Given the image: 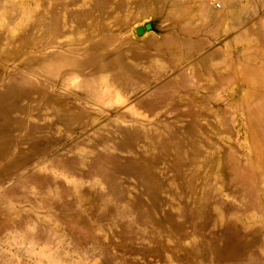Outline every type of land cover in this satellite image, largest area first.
I'll return each instance as SVG.
<instances>
[{"label":"rangeland","instance_id":"374dc122","mask_svg":"<svg viewBox=\"0 0 264 264\" xmlns=\"http://www.w3.org/2000/svg\"><path fill=\"white\" fill-rule=\"evenodd\" d=\"M180 1L0 0V264H264V0Z\"/></svg>","mask_w":264,"mask_h":264},{"label":"crops","instance_id":"0c3cea01","mask_svg":"<svg viewBox=\"0 0 264 264\" xmlns=\"http://www.w3.org/2000/svg\"><path fill=\"white\" fill-rule=\"evenodd\" d=\"M194 7L199 13V19L196 21H193L192 19V0H181L180 4L174 8V13L170 12L169 15H167V17L165 18V22L162 24V27L165 28V34L167 35V37L172 39L173 42L184 43L192 41L197 42L201 40L203 32L202 27L206 26L204 21H206V17L208 16V13L211 11V9L207 4L202 3ZM216 8H221V3L220 6ZM195 12L194 15H196ZM138 26L141 25H136L134 27V30ZM193 35L195 36L194 38Z\"/></svg>","mask_w":264,"mask_h":264},{"label":"water","instance_id":"95a60500","mask_svg":"<svg viewBox=\"0 0 264 264\" xmlns=\"http://www.w3.org/2000/svg\"><path fill=\"white\" fill-rule=\"evenodd\" d=\"M151 29V23H146L144 26H138L135 28L136 34H143L146 30Z\"/></svg>","mask_w":264,"mask_h":264},{"label":"built area","instance_id":"2783aa9c","mask_svg":"<svg viewBox=\"0 0 264 264\" xmlns=\"http://www.w3.org/2000/svg\"><path fill=\"white\" fill-rule=\"evenodd\" d=\"M214 5H215L216 7H219V6H220V3H219V2H215Z\"/></svg>","mask_w":264,"mask_h":264}]
</instances>
